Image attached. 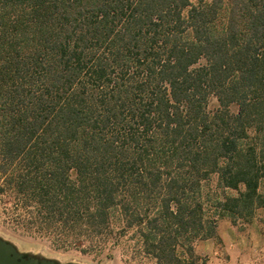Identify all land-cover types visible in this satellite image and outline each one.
<instances>
[{"label":"trees","instance_id":"1","mask_svg":"<svg viewBox=\"0 0 264 264\" xmlns=\"http://www.w3.org/2000/svg\"><path fill=\"white\" fill-rule=\"evenodd\" d=\"M0 173L33 227L119 208L160 264H203L177 241L216 236L204 179L237 191L217 217L264 206V0H0ZM160 186L145 221L130 205Z\"/></svg>","mask_w":264,"mask_h":264},{"label":"rangeland","instance_id":"2","mask_svg":"<svg viewBox=\"0 0 264 264\" xmlns=\"http://www.w3.org/2000/svg\"><path fill=\"white\" fill-rule=\"evenodd\" d=\"M216 106L215 97L210 95L208 109ZM162 181H165V178ZM6 182L5 174L0 173V236L11 241L21 252L38 254L60 263L160 264L154 256L145 251L142 236L147 225L136 228L122 224L119 208L109 211L104 224L87 230L82 228L81 234H78V228L71 231L70 227L63 228L55 221H44L42 214L38 219L39 226L33 227L29 224L31 222L29 207L15 196V192L10 190ZM259 184V192L264 195V176L261 177ZM164 190L161 186L156 188L151 194L155 197L153 199H149L145 192L137 194V202L130 206L145 215V221L148 218H157L159 223L164 212L162 209V200L166 194ZM236 193L237 191L233 189L219 187L216 174L209 175L201 182L195 196L201 203L203 221L214 220L216 236L191 241L183 234L177 241L186 244L190 241L194 254L200 258L199 262L264 264V206L257 207L252 219L238 216L233 220V217L221 218L214 214L217 199L224 194L233 196ZM116 200L127 202L123 189L118 190ZM171 208L175 209L173 205ZM176 254L182 256L181 247L177 248ZM180 262L187 264L183 260ZM161 264L166 263L162 261Z\"/></svg>","mask_w":264,"mask_h":264},{"label":"water","instance_id":"3","mask_svg":"<svg viewBox=\"0 0 264 264\" xmlns=\"http://www.w3.org/2000/svg\"><path fill=\"white\" fill-rule=\"evenodd\" d=\"M0 264H79L76 262L60 263L55 259L38 254L21 252L9 240L0 236Z\"/></svg>","mask_w":264,"mask_h":264}]
</instances>
